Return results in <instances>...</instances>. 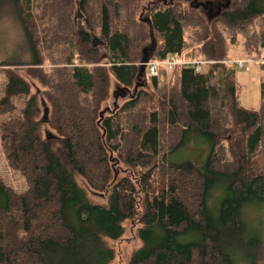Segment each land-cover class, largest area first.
Here are the masks:
<instances>
[{
    "label": "trees",
    "instance_id": "16d2710c",
    "mask_svg": "<svg viewBox=\"0 0 264 264\" xmlns=\"http://www.w3.org/2000/svg\"><path fill=\"white\" fill-rule=\"evenodd\" d=\"M57 1L58 15L55 0H0L20 21L25 66L43 88L32 94L24 77L6 73L0 113L14 111L13 99L24 105L2 122V145L28 189L17 194L0 178V264H111L107 242L120 240L127 222L140 243L128 264H253L259 228L246 216L264 205L263 178L249 174L264 148V0H229L210 21L184 0L142 10V0H79L85 18L75 21V0ZM141 14L156 40L151 60L203 61L202 71L138 76L145 46L133 51L149 39ZM97 35L103 44L94 47ZM63 39L62 59L50 60ZM240 45L263 75L258 111L238 100L229 49ZM115 95L124 101L98 123ZM188 146L205 149V159H175ZM78 178L105 205L92 203Z\"/></svg>",
    "mask_w": 264,
    "mask_h": 264
},
{
    "label": "rangeland",
    "instance_id": "374dc122",
    "mask_svg": "<svg viewBox=\"0 0 264 264\" xmlns=\"http://www.w3.org/2000/svg\"><path fill=\"white\" fill-rule=\"evenodd\" d=\"M57 3L58 9L53 10L54 14L58 15L60 11H62L61 5H59V1L55 0ZM79 0H75L74 5L71 9V17L73 20H84L85 15L82 10L79 9L77 6ZM154 0H142L139 3V9L142 10L143 7H146L147 4ZM90 11L94 9L93 4L91 3ZM59 12V13H58ZM206 15V13H204ZM48 25V24H47ZM63 28L62 25L57 24H49L48 26H45L46 30H53L54 32H60V29ZM44 29V27H43ZM60 35V34H59ZM92 35V34H91ZM98 39L103 41L102 37L99 35ZM187 36V34H185ZM93 40V39H92ZM91 40V41H92ZM66 39L62 40L57 46H53V50L47 51L50 60H60L63 57V54L66 52ZM91 43V42H90ZM149 44V39L145 40L140 48H136L133 51V54L139 55L140 50ZM243 48L242 46L230 47L229 49V55L230 59H234L237 61H248V59L245 58L244 53H242ZM100 54H104L105 50L101 48L99 50ZM141 54V53H140ZM49 60V59H48ZM46 61V65L44 66V69L49 70L51 67L48 62ZM30 61V55H29V49H28V43L26 40V36L24 34V31L22 29V26L20 24V21L18 20L17 16L15 15L14 10L11 7H1L0 8V99L4 96V88L6 86V73L8 71H12L14 74L22 76L28 81V83L31 86V93L33 94L35 92V88L43 89L42 86L38 83L37 80H34V78L28 74L27 67L25 64H28ZM7 64H20L18 66H7ZM138 64V63H137ZM139 65V64H138ZM248 67H237L234 66L235 70V78L237 85L239 87L238 90V100L240 102V105L249 110L258 111L261 106V99H260V91H261V82L262 79V72L261 68L258 64H248ZM170 71V70H169ZM169 76V74H168ZM122 98L116 100H111L108 104L109 107H112L114 103L121 104L124 100H121ZM13 107V112L2 114L0 113V126L2 122L9 120L13 117H16L18 113L21 111L24 105V100L13 99L11 102ZM2 114V115H1ZM48 116V115H47ZM40 119H44V113L43 110L40 114ZM49 131L47 127L43 130V136L44 132ZM1 128H0V178L4 182V184L11 188L15 193L22 194L26 192L28 189V184L23 176V174L11 167L7 161L6 153L2 145V137H1ZM201 140L197 139L195 145L200 146ZM206 151L202 148H194L191 146H188L185 150V152L179 156H176L175 159H185V158H191L195 159L196 161H199L202 159V161L206 157ZM205 155V156H204ZM195 161V162H196ZM249 174L250 175H260L263 178V184H264V148L261 149L258 154L255 156L254 159L250 162V168H249ZM79 185L81 188H83L86 192V195L88 199L94 203V204H100L105 205V196H102L98 193H94L90 191L85 183L81 179H77ZM247 219L250 220V223L252 228H259V242L257 244V248L255 250V255L253 257V264H264V205L261 209L253 210L248 213L246 216ZM126 232L122 236V238L118 241H108L107 245L115 251V259L111 264H128L129 258L132 254V252L140 247V243L135 236V229L131 228V223H126ZM244 264V263H239Z\"/></svg>",
    "mask_w": 264,
    "mask_h": 264
},
{
    "label": "water",
    "instance_id": "95a60500",
    "mask_svg": "<svg viewBox=\"0 0 264 264\" xmlns=\"http://www.w3.org/2000/svg\"><path fill=\"white\" fill-rule=\"evenodd\" d=\"M172 0H170L171 2ZM186 2L189 3V5L193 8V9H201L204 13H206V17L208 19V21H210L213 17H216L220 14L221 10L228 7L229 5V0H224L223 3L220 2H215V1H211V0H206V1H199V0H184ZM165 3V2H164ZM151 4H155V2H151ZM140 20L143 23H146L149 27V39H150V43L149 45L145 46L141 53V60L140 63L138 65L139 67V73L138 76H143L144 72H145V65L149 62V60H151L152 54L155 50L156 47V40L154 38L153 35V28H152V24L150 19L148 18H142V14L140 15ZM93 46L94 47H98V46H102V42L95 36H93ZM137 85H135L134 87V91L137 90ZM121 91H123L121 89ZM128 91V90H127ZM117 96L115 95V100H117ZM122 98H124V95L122 96ZM111 112V108L109 106L104 107L99 116V121L98 123H100V120L104 117L105 114L110 113ZM47 119V111H44V120ZM104 136V135H103Z\"/></svg>",
    "mask_w": 264,
    "mask_h": 264
},
{
    "label": "built area",
    "instance_id": "2783aa9c",
    "mask_svg": "<svg viewBox=\"0 0 264 264\" xmlns=\"http://www.w3.org/2000/svg\"><path fill=\"white\" fill-rule=\"evenodd\" d=\"M257 62L264 63V56L261 58V60ZM256 61L254 60H248V61H237L236 64L238 67L242 68L248 67V64H254ZM206 62L203 61H188V60H182L178 58L177 56H170L165 61H154L149 60V62L145 65V71L148 77H154L158 75L159 69L164 68L166 70H172L175 66H185V67H193L195 72H201L203 65H205Z\"/></svg>",
    "mask_w": 264,
    "mask_h": 264
}]
</instances>
